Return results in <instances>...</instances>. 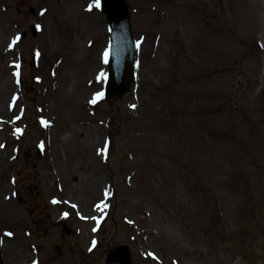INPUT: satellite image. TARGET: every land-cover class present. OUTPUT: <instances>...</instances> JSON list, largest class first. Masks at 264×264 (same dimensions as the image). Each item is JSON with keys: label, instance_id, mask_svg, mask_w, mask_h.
Segmentation results:
<instances>
[{"label": "rangeland", "instance_id": "obj_1", "mask_svg": "<svg viewBox=\"0 0 264 264\" xmlns=\"http://www.w3.org/2000/svg\"><path fill=\"white\" fill-rule=\"evenodd\" d=\"M128 4L136 78L105 102L94 0H0L4 264H264V0Z\"/></svg>", "mask_w": 264, "mask_h": 264}, {"label": "water", "instance_id": "obj_2", "mask_svg": "<svg viewBox=\"0 0 264 264\" xmlns=\"http://www.w3.org/2000/svg\"><path fill=\"white\" fill-rule=\"evenodd\" d=\"M101 8L107 16L110 31L113 29L114 34L121 32L124 36L120 45L117 39H112L105 85L106 100L120 99L129 91V85L134 79V45L129 29L127 5L125 0H102ZM34 30L32 27V35L35 34ZM106 264H130L127 248H112L106 255Z\"/></svg>", "mask_w": 264, "mask_h": 264}, {"label": "bare ground", "instance_id": "obj_3", "mask_svg": "<svg viewBox=\"0 0 264 264\" xmlns=\"http://www.w3.org/2000/svg\"><path fill=\"white\" fill-rule=\"evenodd\" d=\"M76 37H78V36H76ZM8 42V41H7ZM9 44L10 43H7V48H9ZM6 47V46H5ZM104 52H105V50H103L102 51V54H101V56L102 57H104ZM2 103H1V108H0V112L3 114L4 113V109L6 108V105L9 103V104H11V103H13L14 102V100H13V94H12V84H8L7 85V88L6 89H4L3 91H2ZM6 103H5V102ZM6 104V105H5ZM96 130V129H95ZM95 130H93V129H89V131H93L97 136H98V134H97V132L95 131ZM97 140V139H96ZM97 142V141H96ZM97 145H98V143H96ZM96 146V145H95ZM99 211H100V209H99V206L96 204V205H94L93 206V208L91 209V211H90V213H91V215H89V217L90 218H92L93 216H92V214L93 215H97L98 213H99ZM99 215V214H98ZM20 264H22V262L20 263Z\"/></svg>", "mask_w": 264, "mask_h": 264}, {"label": "snow or ice", "instance_id": "obj_4", "mask_svg": "<svg viewBox=\"0 0 264 264\" xmlns=\"http://www.w3.org/2000/svg\"><path fill=\"white\" fill-rule=\"evenodd\" d=\"M94 5H95V7H100V0H94ZM93 5H89V8L91 9V7H92ZM19 37H17L16 39H18ZM13 42H15V41H13ZM139 41H137V44L139 45ZM9 47H11V45H9ZM109 50H105V52H104V61H105V63H107L108 62V57H109ZM101 77H103V73H101ZM97 95V97H99V96H102L103 95V93H97L96 94ZM93 103H95V100L93 101ZM132 107H135V105H133ZM53 202H56V201H53ZM66 215V214H65ZM6 235H8V236H11V235H13L11 232H8V233H6ZM151 255V254H150ZM33 264H36V262L34 261L33 262Z\"/></svg>", "mask_w": 264, "mask_h": 264}]
</instances>
